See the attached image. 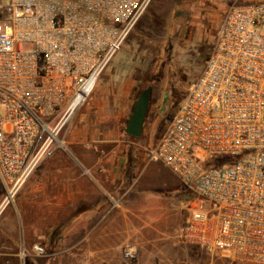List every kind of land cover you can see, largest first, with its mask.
<instances>
[{"label":"built area","instance_id":"built-area-1","mask_svg":"<svg viewBox=\"0 0 264 264\" xmlns=\"http://www.w3.org/2000/svg\"><path fill=\"white\" fill-rule=\"evenodd\" d=\"M150 2L0 0L3 205L64 148L75 112ZM148 160L194 196L183 242L220 252L230 264H264V0L228 6L201 73ZM25 257L22 246V264ZM122 257L132 261L137 252L125 245Z\"/></svg>","mask_w":264,"mask_h":264},{"label":"rangeland","instance_id":"rangeland-1","mask_svg":"<svg viewBox=\"0 0 264 264\" xmlns=\"http://www.w3.org/2000/svg\"><path fill=\"white\" fill-rule=\"evenodd\" d=\"M254 1L257 0H151L126 36L120 50L102 71L87 100L75 112L70 124L79 120L89 107V133L79 140L78 145L100 147L118 144L119 140H124V143L131 140L124 133L127 118L137 94L150 85L152 104L141 136L132 140L137 142L141 151L153 146L188 85L201 73L228 6ZM171 96L176 101L169 108L164 99ZM92 129L96 131H93L96 134L94 137L90 133ZM69 132L67 129L63 148L65 151L68 149V152L72 150L68 144ZM106 140L112 141L106 143ZM59 151L61 149L56 152ZM150 162L151 167L166 176L169 182V187L159 186L148 194L154 201L161 203L167 213L166 219L145 235L143 239L149 241L140 242L136 248L137 258L124 261L128 264H184L187 261L230 264L229 258L222 253L209 252L179 238L182 226L191 213V207L181 198V193L188 190L183 187L184 191L174 192L178 186L176 183H182L162 163ZM189 195H192L191 199L194 198L193 194ZM6 196L7 188L0 184V264H22L19 258L24 246L21 239L24 233L20 210L21 193L17 191L12 201L3 205ZM28 238L36 240L37 236L30 235ZM125 245L132 244L125 241L123 247ZM7 253L10 255L7 256ZM31 256L25 257L23 264H36L40 259L34 254ZM5 260L8 262L5 263ZM52 264L59 262L52 261Z\"/></svg>","mask_w":264,"mask_h":264},{"label":"crops","instance_id":"crops-1","mask_svg":"<svg viewBox=\"0 0 264 264\" xmlns=\"http://www.w3.org/2000/svg\"><path fill=\"white\" fill-rule=\"evenodd\" d=\"M87 113L89 107L68 125L72 150L57 149L18 189L26 257H32L35 244L44 249L36 264H128L122 257L125 241L136 250L141 241H149L145 235L166 219L161 203L148 196L169 183L151 167V146L141 151L131 138L109 146H79L89 133ZM176 184L174 192L184 191ZM189 193L182 192L181 198L190 206ZM30 235L36 240H29Z\"/></svg>","mask_w":264,"mask_h":264},{"label":"water","instance_id":"water-1","mask_svg":"<svg viewBox=\"0 0 264 264\" xmlns=\"http://www.w3.org/2000/svg\"><path fill=\"white\" fill-rule=\"evenodd\" d=\"M152 79V78H151ZM151 86L147 85L137 94L124 127V133L131 139L139 138L147 116Z\"/></svg>","mask_w":264,"mask_h":264},{"label":"flooded vegetation","instance_id":"flooded-vegetation-1","mask_svg":"<svg viewBox=\"0 0 264 264\" xmlns=\"http://www.w3.org/2000/svg\"><path fill=\"white\" fill-rule=\"evenodd\" d=\"M164 101L165 102L167 101L169 108H171L174 105L176 98L171 96L170 98L167 99V97H166V99H164ZM151 104H152V99H151V93H150L149 108H150ZM149 108H148V110H149ZM147 114H148V112H147Z\"/></svg>","mask_w":264,"mask_h":264},{"label":"trees","instance_id":"trees-1","mask_svg":"<svg viewBox=\"0 0 264 264\" xmlns=\"http://www.w3.org/2000/svg\"><path fill=\"white\" fill-rule=\"evenodd\" d=\"M128 138H130L128 135H126Z\"/></svg>","mask_w":264,"mask_h":264}]
</instances>
